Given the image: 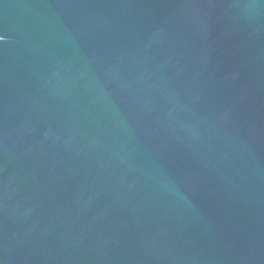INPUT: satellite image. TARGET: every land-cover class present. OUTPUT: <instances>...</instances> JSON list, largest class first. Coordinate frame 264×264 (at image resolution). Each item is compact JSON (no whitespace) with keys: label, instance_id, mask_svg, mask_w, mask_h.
<instances>
[{"label":"water","instance_id":"95a60500","mask_svg":"<svg viewBox=\"0 0 264 264\" xmlns=\"http://www.w3.org/2000/svg\"><path fill=\"white\" fill-rule=\"evenodd\" d=\"M0 264H264V0H0Z\"/></svg>","mask_w":264,"mask_h":264},{"label":"snow or ice","instance_id":"6c2138e0","mask_svg":"<svg viewBox=\"0 0 264 264\" xmlns=\"http://www.w3.org/2000/svg\"><path fill=\"white\" fill-rule=\"evenodd\" d=\"M0 39H2V37H0Z\"/></svg>","mask_w":264,"mask_h":264}]
</instances>
